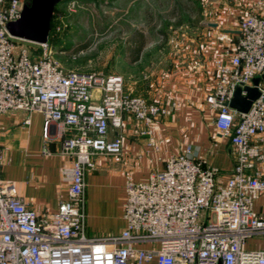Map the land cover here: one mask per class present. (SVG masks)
I'll use <instances>...</instances> for the list:
<instances>
[{"label": "built area", "instance_id": "1", "mask_svg": "<svg viewBox=\"0 0 264 264\" xmlns=\"http://www.w3.org/2000/svg\"><path fill=\"white\" fill-rule=\"evenodd\" d=\"M25 2L0 0V115L42 113L48 142L51 126L62 125L61 149L72 159L63 171L69 198L40 215L0 176V264H264V247L249 246L264 238V205L257 208L264 199V79L248 112L230 105L238 87L264 74V15L246 13L238 41L213 60L217 78L206 101L220 138L233 145L232 172L225 179L204 166L189 144L148 180L128 175L127 226L90 237L86 176L94 156L122 151V135L112 132L123 129L126 115L151 136L168 108L127 91L120 74L66 69L50 38L38 44L13 37L6 24Z\"/></svg>", "mask_w": 264, "mask_h": 264}, {"label": "crops", "instance_id": "2", "mask_svg": "<svg viewBox=\"0 0 264 264\" xmlns=\"http://www.w3.org/2000/svg\"><path fill=\"white\" fill-rule=\"evenodd\" d=\"M243 1L244 4L238 2L229 9L217 5L212 14L202 13V18L194 21L189 18V32L174 35L178 48L159 51L158 69L152 74L151 83L145 85L147 80H142L135 94L160 102L168 112L153 125L151 136L142 134L134 117L126 115L123 129L112 132V137L122 135V151L94 156V167L86 176L88 236L121 233L127 226L124 202L128 175L135 181L148 180L154 171L165 169L171 155L180 153L189 144L204 166L219 169L225 179L234 169L233 145L230 140L220 138L214 123L216 113L209 108L206 98L215 88L214 58L240 37V33L228 30H240L239 20L250 11L264 15V0ZM184 8L192 10L190 4ZM136 36L139 49L134 61L145 65L147 31L140 30ZM27 119L30 123H26ZM44 131L42 113L16 110L0 115V176L13 182L27 206L40 215L58 211L69 198L63 171L72 162L61 149L62 125L51 126L50 142ZM263 205L262 198L257 208ZM255 240L253 247H264V238Z\"/></svg>", "mask_w": 264, "mask_h": 264}, {"label": "rangeland", "instance_id": "3", "mask_svg": "<svg viewBox=\"0 0 264 264\" xmlns=\"http://www.w3.org/2000/svg\"><path fill=\"white\" fill-rule=\"evenodd\" d=\"M238 2L244 4L243 0H65L56 17L60 37L54 44L56 58L68 70L120 74L127 91L135 94L142 80L151 83L159 51L178 48L174 35L189 32V18L194 21L202 13L212 14L217 5L229 9ZM188 4L190 11L184 8ZM140 30H146L148 37L145 65L135 64L132 54ZM255 241L252 238L249 246Z\"/></svg>", "mask_w": 264, "mask_h": 264}, {"label": "water", "instance_id": "4", "mask_svg": "<svg viewBox=\"0 0 264 264\" xmlns=\"http://www.w3.org/2000/svg\"><path fill=\"white\" fill-rule=\"evenodd\" d=\"M62 2L63 0H26L21 16L17 20L6 24L8 32L13 37L30 42L47 43L53 29L52 22L56 8ZM228 32L241 34V30H228ZM263 79L264 74L254 78L252 86L238 87L230 102L231 107L242 113L248 112L254 100L260 96L258 86Z\"/></svg>", "mask_w": 264, "mask_h": 264}, {"label": "trees", "instance_id": "5", "mask_svg": "<svg viewBox=\"0 0 264 264\" xmlns=\"http://www.w3.org/2000/svg\"><path fill=\"white\" fill-rule=\"evenodd\" d=\"M65 0H63V2H64ZM62 2V3H63ZM61 5V4H60ZM60 5L56 8V11H55V15H54V19H53V22H52V26H53V29H52V32H51V35H50V41L52 42V43H54V44H59L60 43V37L58 36V35H56V33L58 32V30H57V28H56V24H57V21H56V17H57V15L58 14H60V12H58V9H59V7H60ZM136 38H137V36L135 35V42H136ZM133 39V40H134ZM138 45H139V43L138 42H136V47H135V49H134V52L132 53L133 54V56L135 57V54H136V52L138 51V49H139V47H138ZM82 48H84V47H82Z\"/></svg>", "mask_w": 264, "mask_h": 264}]
</instances>
